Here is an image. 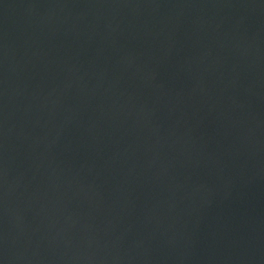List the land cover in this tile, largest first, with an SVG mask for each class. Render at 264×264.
I'll return each mask as SVG.
<instances>
[{"label": "water", "instance_id": "obj_1", "mask_svg": "<svg viewBox=\"0 0 264 264\" xmlns=\"http://www.w3.org/2000/svg\"><path fill=\"white\" fill-rule=\"evenodd\" d=\"M0 264H264V0H0Z\"/></svg>", "mask_w": 264, "mask_h": 264}]
</instances>
